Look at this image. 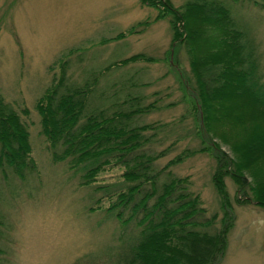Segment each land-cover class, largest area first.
<instances>
[{
  "label": "rangeland",
  "instance_id": "374dc122",
  "mask_svg": "<svg viewBox=\"0 0 264 264\" xmlns=\"http://www.w3.org/2000/svg\"><path fill=\"white\" fill-rule=\"evenodd\" d=\"M171 1L179 7L186 0ZM226 1L234 3L242 21L254 28L264 73V9L255 5L256 0ZM168 17L160 5L149 6L141 0H0V93L16 108L29 110L31 156L38 170L25 182L11 172L8 176L0 172V213L4 215L0 264H123V259L115 257V249L139 235L140 227L128 225L129 209L107 211L120 192H127L134 183L123 176L128 168L113 156L85 184L82 171H74L66 160L52 159L40 132L35 104L58 77L63 60L69 63L72 81L81 83L86 76L97 75L94 103L110 112L147 106L129 120L130 126L150 124L156 129L154 135L152 129L144 131L148 139L141 144V152L164 150L155 161L161 169L171 159L182 157L165 172L186 178L205 214L221 226L224 206L212 180L213 149L188 152L202 147L196 127L205 144L233 156L221 136L232 143L237 137L258 134L260 129L250 130L256 128L258 119L250 113L245 115L251 119L246 129L216 125L214 137L203 132L205 122L203 118L199 122L192 109L190 90L195 83V52L207 45L205 56L210 57V41L216 42L219 31L205 30L208 37L181 44L172 39ZM141 22L147 27L139 26ZM193 23L199 25L197 20ZM134 54L144 58L106 68ZM134 96L138 98L135 105L128 100ZM250 159L240 163L254 185L246 197L239 195L230 177L225 178L233 225L217 264H264V209L256 203L264 190V154L256 162Z\"/></svg>",
  "mask_w": 264,
  "mask_h": 264
},
{
  "label": "trees",
  "instance_id": "16d2710c",
  "mask_svg": "<svg viewBox=\"0 0 264 264\" xmlns=\"http://www.w3.org/2000/svg\"><path fill=\"white\" fill-rule=\"evenodd\" d=\"M256 1L255 5L264 9V0ZM141 2L153 7L160 5L168 12L172 39L181 44L208 37L205 30L219 31L216 42L210 41V57L205 56L207 45L205 50L201 48L195 52V83L186 79L192 87V109L200 118L199 122L202 118L205 122L203 132L214 137L211 133L214 134L212 129L216 125L246 129L251 119L245 115L250 113L258 119L256 128L250 129H260L256 131L258 134L237 137L232 143L221 136L233 156L212 144H205L199 134L201 129L196 127V136L202 139V147L188 152L213 149L216 166L212 180L224 206L221 226L205 214L199 205V197L189 191L186 178L165 172L170 165L180 163L182 157L171 159L161 169L155 167V161L164 155V150L155 154L141 152V144L148 139L144 131L154 126H130L129 120L143 113L147 106L116 113L94 103L98 99L95 73L77 83L68 74V61L59 63L58 77L35 104L40 117V132L48 141L52 159L66 160L74 171H82L85 184L91 183L99 171L110 164L113 156L116 162L128 168L123 176L134 183L127 192H120L118 200L107 208V211L117 207L129 209L128 225L133 223L140 227L137 237L130 238L120 250L116 248L114 251L117 259H123V264H217L233 225L225 178L230 177L237 184L239 195L246 197L254 185L240 163L248 157L256 162L264 154L259 152L264 149V130H261L264 125V73L253 36L254 28L243 22L235 4L226 0H186L179 7H175L171 0ZM196 20L199 25L193 23ZM138 25L147 27L142 22ZM143 58L141 54H134L112 62L106 68ZM128 100L135 105L138 98L134 96ZM28 113L27 108H16L0 93V172L4 176L11 172L23 182L38 173L31 156ZM152 131L151 135H154L156 129ZM162 176L164 180L160 182ZM97 188L103 189L104 186ZM257 196L260 201L256 203L264 209V190ZM115 216L120 219L121 211ZM3 225L4 215L0 213V228ZM1 233L0 229V236ZM3 248L0 247V254Z\"/></svg>",
  "mask_w": 264,
  "mask_h": 264
}]
</instances>
